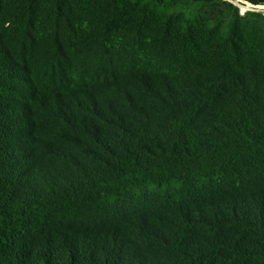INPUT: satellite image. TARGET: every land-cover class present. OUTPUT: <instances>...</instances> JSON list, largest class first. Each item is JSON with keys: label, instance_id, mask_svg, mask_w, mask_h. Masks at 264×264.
Masks as SVG:
<instances>
[{"label": "trees", "instance_id": "obj_1", "mask_svg": "<svg viewBox=\"0 0 264 264\" xmlns=\"http://www.w3.org/2000/svg\"><path fill=\"white\" fill-rule=\"evenodd\" d=\"M0 0V264H264V0Z\"/></svg>", "mask_w": 264, "mask_h": 264}, {"label": "rangeland", "instance_id": "obj_2", "mask_svg": "<svg viewBox=\"0 0 264 264\" xmlns=\"http://www.w3.org/2000/svg\"><path fill=\"white\" fill-rule=\"evenodd\" d=\"M230 1L237 4L241 9H244V10L254 9L253 6H251L250 4H248L246 2H240L239 0H230ZM257 9L264 10V7H257Z\"/></svg>", "mask_w": 264, "mask_h": 264}, {"label": "water", "instance_id": "obj_3", "mask_svg": "<svg viewBox=\"0 0 264 264\" xmlns=\"http://www.w3.org/2000/svg\"><path fill=\"white\" fill-rule=\"evenodd\" d=\"M241 13H243L245 10L240 8Z\"/></svg>", "mask_w": 264, "mask_h": 264}]
</instances>
